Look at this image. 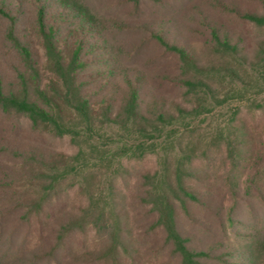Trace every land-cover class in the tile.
<instances>
[{
  "label": "rangeland",
  "instance_id": "374dc122",
  "mask_svg": "<svg viewBox=\"0 0 264 264\" xmlns=\"http://www.w3.org/2000/svg\"><path fill=\"white\" fill-rule=\"evenodd\" d=\"M88 1L105 19L167 21L172 38L187 43L193 54L192 74L210 86L194 96L163 81L156 88L167 106L196 107L188 117L193 118L189 130L158 153L118 157L92 181L84 170L77 176L66 173L71 169L67 157L79 150L70 136L34 129L25 117L0 116V146L12 142L0 148V263L180 264L161 227L154 225L144 194L148 173L173 176L179 167L199 200L177 201L178 222L196 241L210 245L214 261L208 264H221L219 257L228 260L225 264H264V249L256 241L264 225V70L257 47L264 28L244 23L212 0H139L138 9L132 0ZM234 1L262 11L257 0ZM203 12L245 30L250 53L233 55L234 62L206 42L198 25ZM113 37L123 50L136 44L137 52L122 57L123 64L179 72L174 56L152 41L142 43L140 29L116 31ZM36 39L43 56L41 37ZM150 54L156 58L149 63ZM228 62H234V78L224 71ZM19 144L49 151L48 161L20 158L12 152ZM62 172L66 176L53 186L51 176Z\"/></svg>",
  "mask_w": 264,
  "mask_h": 264
},
{
  "label": "trees",
  "instance_id": "16d2710c",
  "mask_svg": "<svg viewBox=\"0 0 264 264\" xmlns=\"http://www.w3.org/2000/svg\"><path fill=\"white\" fill-rule=\"evenodd\" d=\"M132 1L138 9L139 0ZM257 1L263 12L241 8L234 0H212V4L244 23L264 28V0ZM165 24L167 21L155 24L131 23L117 17L105 19L88 0H0L1 118L25 117L34 129L70 136L79 150L67 157L71 169L66 173L77 176L84 170L90 173L87 178L91 181L118 157H140L174 145L184 130H189L193 118L188 117L196 107L183 108L175 104L177 100H173L172 107L167 106V97L158 90L159 86L167 81L197 96L205 94L210 84L192 74L190 65L195 60L188 44L172 38ZM198 25L204 28L200 32L207 35L206 42L223 53L232 57L242 51L244 55L250 53L245 30L204 12L199 15ZM134 28L143 32L142 43L152 41L174 56L179 72L123 64L122 57L135 54L137 47L134 44L133 50H123L115 45L113 32ZM37 37H41L43 56ZM257 47L258 63L264 70V41ZM155 58L150 54L146 62ZM234 62L224 66L233 78L237 74ZM7 143L12 142L6 140L0 148L6 150ZM19 147L12 152L20 158L31 156L48 161L50 152L45 149L36 151L26 144ZM167 172L162 177L148 173L150 186L144 189L154 225L161 227L180 264H208L214 261L210 245L196 241L180 227L177 215V201L185 202L186 197L197 202L199 197L186 184L179 167L173 176ZM60 176L64 178L66 174L51 176L53 186ZM256 241L264 249V225L259 227ZM218 260L228 263L221 257Z\"/></svg>",
  "mask_w": 264,
  "mask_h": 264
}]
</instances>
